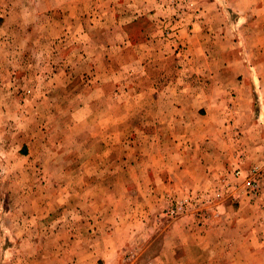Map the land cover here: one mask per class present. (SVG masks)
<instances>
[{"label":"rangeland","instance_id":"rangeland-1","mask_svg":"<svg viewBox=\"0 0 264 264\" xmlns=\"http://www.w3.org/2000/svg\"><path fill=\"white\" fill-rule=\"evenodd\" d=\"M201 1L0 0V264H38L41 238L50 258L99 246L115 223L117 259L94 244L81 263L264 264V0H220L238 33L219 41ZM240 203L249 243L185 245L209 228L218 245Z\"/></svg>","mask_w":264,"mask_h":264},{"label":"crops","instance_id":"crops-1","mask_svg":"<svg viewBox=\"0 0 264 264\" xmlns=\"http://www.w3.org/2000/svg\"><path fill=\"white\" fill-rule=\"evenodd\" d=\"M212 1L202 0L199 4L202 8V12L200 14L201 18L203 17L205 19L203 26H206L203 28L202 33H205L207 41H209L211 39V36H213V34H216L214 38H217V41L225 38V37L221 36V33H230V34L236 35V33H238V32L236 31L235 28H233V27H235V25H233L232 21H230V19L228 17L225 18L224 13H222L220 11L222 9L223 12H227L225 6L222 5V7H220V5L222 3L220 0H217V1L212 0ZM235 2L236 1L232 0L231 2H229V4H231V6H232ZM252 7H253V5H251L249 3L244 8L245 10H243L244 15H245V12L250 11V9ZM235 9L237 11H239V13H241L240 8H235ZM252 15L253 16H251V15H245V16L246 17H252L254 19V22H258L259 20L255 19L256 14H252ZM245 20H246V18L241 19V23ZM261 21H264V17L261 19ZM198 22L199 21H196V23H198ZM239 33H241L240 29H239ZM227 37H230V36H227ZM208 44L209 43H207V45ZM212 47L215 48V46H212ZM217 47H221L220 44H218L216 46V48ZM234 49H235V47H234ZM206 51L208 52V50H206ZM217 53H220V51H217ZM221 53L225 54V52H223V51ZM242 87H245V86L242 85ZM236 103L238 104V107H237L238 118L240 120H242V119L244 120L245 118L251 119L252 118V111H251L252 98H237ZM236 103L234 102V104H236ZM242 107L248 109L249 111L242 112L241 111ZM260 117H261V115H260ZM204 157L206 158L205 165H207L208 159H211V158L209 156H204ZM218 160H221V162L224 163V160L221 158V159H216V162L208 164V165L210 167L214 166L213 168H215V169H222V163L220 165V161H218ZM201 163H202V161H199V162H197V165L199 167H201ZM192 164L195 165L196 164L195 161ZM239 205L240 206H239L238 210H236L233 207H228L229 205H222L221 208L219 209V212H222L220 214L221 218H219L220 222H218L217 224L214 222L213 224H214V229H217L218 231L224 232L222 234V236L224 238L216 239V241L218 242V245L214 244V240H215L214 237L209 238L210 228H209L208 232H206L205 234L199 235V236H197L195 233L190 234L189 238H186L187 241H186L185 245L197 244V245L202 247V251H203V249H209L210 247H212V248L218 247L219 248V246H222L223 242H226V244L229 242H234V244H236L238 241L242 242V244H243V241L246 244L249 243V241L252 239V237H251V235L246 236L247 232H244L242 230L243 229L242 227H245L244 225L246 224V222L243 221V219H242V218H244L243 216L241 219H238V213L240 212V210H244L246 208H249L248 211L251 212V208H255V207H251L247 203H240ZM106 211L108 213V209ZM96 212L97 211L95 210V208H91V207L88 208V216H90V219H88L89 222L91 221L92 218H93V222L94 221L96 223L98 222V219L95 218V216L98 214ZM106 215H109L111 217L112 216L117 217L119 214H114L112 212L111 214H106ZM111 223H113V222H111ZM102 224L103 223H101V225ZM63 226L64 225H62V227ZM31 227H33V226H31ZM248 227H249V230H251L252 227L249 223H248ZM40 229H41V231L47 232L48 228H43V226L41 225ZM109 229L111 230V234L114 235L115 239H116L117 232H119L120 230L126 229V228L124 227V228L120 229L119 227L116 226V223H115ZM190 229H192V228H190ZM93 234L94 235H92L90 238H88L86 240H80L78 242H76V241L72 242L70 239V242H71L70 245L72 246L74 244V247H73L74 249L68 254L64 253L62 255V259H59L58 257H54V258L49 257L50 250H49L48 241L46 239L41 238V239H39V241L36 240V242H35V243H37L36 245L37 246L40 245V247H41L39 250L40 254L44 253V255H42V259H41L42 261L39 262L38 264H87V263H81V261H85L86 259H90L91 262H93V260H96V255L98 253V251H92V249L94 248V244H96L98 246V238L96 239V233H93ZM250 234H252V233H250ZM228 235L232 236L234 238H232V239L230 237L226 238L225 236H228ZM75 237H77V236L75 235ZM93 238H95V240ZM115 239H112L110 241V240H105L104 237H102L101 238L102 242L98 246L101 248V250H103V252L106 255H108V258H110L108 261L116 260L118 254L121 251V248L124 246L123 241H117ZM103 241H105V242H103ZM33 242H34V240H31V239L27 240L28 244H32ZM222 250L218 253L220 255V257H223L224 255H226V250H224V251H222ZM231 252H232V250L230 251V254H231ZM234 252H236L237 254H240L236 250ZM244 253L247 254L246 251ZM158 259H160V256H158L156 258V260H158ZM88 264H91V263L89 262Z\"/></svg>","mask_w":264,"mask_h":264}]
</instances>
